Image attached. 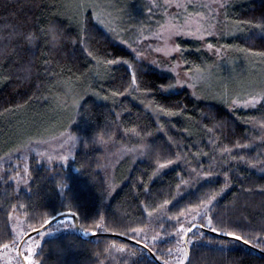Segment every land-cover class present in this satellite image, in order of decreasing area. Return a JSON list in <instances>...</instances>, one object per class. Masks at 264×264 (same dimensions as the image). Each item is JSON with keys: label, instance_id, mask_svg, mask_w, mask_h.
Here are the masks:
<instances>
[{"label": "trees", "instance_id": "trees-1", "mask_svg": "<svg viewBox=\"0 0 264 264\" xmlns=\"http://www.w3.org/2000/svg\"><path fill=\"white\" fill-rule=\"evenodd\" d=\"M207 1L226 20L203 39L173 35L179 51L166 61L162 25L188 15L176 0H0V250L13 245L12 214L32 232L74 213L85 236L128 241L84 240L69 218L73 230L45 240L37 264H185L182 229L228 173L209 214L242 238L195 229L190 264H264V75L250 78L264 67V0ZM50 23L66 37L56 49ZM199 72L231 80L213 98L189 84ZM52 129L62 135L47 146ZM213 158L216 174L197 179L191 170Z\"/></svg>", "mask_w": 264, "mask_h": 264}, {"label": "rangeland", "instance_id": "rangeland-1", "mask_svg": "<svg viewBox=\"0 0 264 264\" xmlns=\"http://www.w3.org/2000/svg\"><path fill=\"white\" fill-rule=\"evenodd\" d=\"M167 2L170 0H166ZM175 6L177 4L184 5L186 7V12L185 14L186 17L184 18L183 24L184 25L186 22H189L188 27L183 28L179 34H176L178 36L184 34L185 36L189 37H195L198 38L196 35L189 34L191 31H194L197 25H203L205 28H208L211 32H216L218 27H220V22L225 21V16L222 13L223 7H221V3L218 2H210L207 0H176ZM209 2V3H208ZM209 4L207 6V4ZM170 4V3H169ZM226 5V4H224ZM172 6V5H171ZM208 7L213 9V14L211 12L207 11ZM190 13V14H189ZM214 13L218 14L219 16L215 15ZM192 14V15H191ZM208 14V15H207ZM169 19L165 24L162 25L161 31H160V36L162 38V44L164 48L167 46L169 48H174V38L171 37V39L167 40V45H166V38H167V33L163 31V27L168 25V24H174L176 25L172 19H170L169 16H167ZM221 20V21H220ZM176 22V21H175ZM211 35H205L204 38L210 37ZM200 39V38H198ZM161 47V48H163ZM175 52H171L169 55H173ZM158 54L161 55L163 60H168V55H165V53L162 51H158ZM233 65H227L226 68L223 67L225 71L230 72V68H232ZM248 74V72H247ZM257 75H264V67L258 69V71L255 69L250 73V78L253 80L252 82H256V76ZM214 73L209 72L204 74V72H199V74L194 75L188 79L189 84L194 86L196 85L197 89H201L200 93L201 94H208L209 96L213 98H219L217 93L219 92L217 90V85L214 83L220 81V83H223V81H226V83H229L231 80L230 78H220L218 81L215 80L213 77ZM225 75L224 77H226ZM258 79V78H257ZM253 99L249 98L247 100V105L252 106L251 101ZM56 132H60L59 135L56 136ZM61 132L58 131V129H52L51 131H48L47 135H49V138L55 139L51 140L48 142L46 145L51 146L52 143L56 140H58L61 137ZM262 142L264 143V136L261 139ZM260 140V141H261ZM259 141V142H260ZM73 220V219H72ZM69 218H64L61 219L42 232L30 237L23 245L22 247V254L20 255L19 253V246L23 242V240L26 238V236L30 233L28 228L26 227L23 218L14 213L11 216L10 223L12 226V231H13V245L9 246L7 248L1 249L0 250V264H23L22 259L25 261L26 264H37L36 262V255L39 252L43 242L49 238L61 235L63 233H67L73 230V221Z\"/></svg>", "mask_w": 264, "mask_h": 264}, {"label": "snow or ice", "instance_id": "snow-or-ice-1", "mask_svg": "<svg viewBox=\"0 0 264 264\" xmlns=\"http://www.w3.org/2000/svg\"><path fill=\"white\" fill-rule=\"evenodd\" d=\"M177 7H184V5L177 4ZM221 7H223V5H221ZM189 23H190V21L186 22L184 25H174V24L170 23V24L164 26L163 31H165L167 33L166 45H167V40L171 39V37L173 35L179 34L183 28L188 27ZM256 26L257 27H264V22H262L261 24H258ZM189 34L196 35V36H198V38L203 39L205 35H212L213 33L208 28H205L203 25H197L195 30L191 31ZM28 39H29V41H33L35 39V36L30 34ZM44 39L46 40V42L48 41L47 32L44 33ZM207 47L209 49H211L213 47V45L208 44ZM157 51H163L165 53V55H169L171 52L179 51V48L178 47L169 48L166 46L165 48H158ZM88 55L92 56L93 53L91 51H89ZM261 55H264V53H261ZM117 62L118 61H116V60H108L106 63L110 65V64L117 63ZM125 63H127V61H125ZM173 71H175V69H173ZM136 84H137L136 77L133 74L132 85L136 86ZM168 87H172V85H169ZM135 90L139 91V88L137 87ZM261 99H264V94L261 95ZM256 103H257V101L254 98L251 101V104H252V106H255ZM161 111L167 115H175L176 114L170 110H166L163 108H161ZM132 131H135V129H133ZM136 134L139 136L138 132ZM70 139L75 140V137H70ZM102 140H103V138L101 137V141ZM134 148L135 147L126 148L125 152L126 153H133ZM223 151L226 152L228 150L224 149ZM41 155H43V153H41ZM49 159H51V157H49ZM61 159H64V157H61ZM176 159L177 160L180 159L179 155H177ZM232 159H236V157H232ZM241 159H243V158L241 157ZM173 163H174V161L172 159H168L166 161V163H160L158 160L157 161L158 171L160 169L166 168L167 166H169ZM216 164H217V161L215 160V158H213V160L209 164L208 168L206 170H204L203 172H199V171H197V169H192L191 171L196 174L197 179H199L201 176H203L204 178H210L211 176L216 174L214 172V166H216ZM224 176H225V183L223 184V186L221 188H219V190L213 191L211 194L207 195L206 198H204L201 201V204L194 211V214H192L193 215L192 226L186 230L182 229V231L185 234L192 232L193 228L199 229V228H203V227H208L210 229V231H212L213 233H218L220 235H226V236H233L236 239L242 238L240 236H236V234L234 232H232L230 230H226L227 225L225 224L224 220L219 219L215 214H212V215L209 214L210 212H212L211 206L213 205L214 201L217 199L218 196H220L229 187L228 173H224ZM188 182L189 181H182V183H188ZM177 187L179 188V185ZM165 203H167V201H165ZM197 217H199V219H200L199 224L196 223ZM201 235H202V233H201ZM154 239H155V237H154ZM247 242H249V241L245 240V243H247ZM181 251H183V250H181ZM183 255H184V257H187L188 253L185 251V252H183ZM180 264H182V261L180 262Z\"/></svg>", "mask_w": 264, "mask_h": 264}, {"label": "clouds", "instance_id": "clouds-1", "mask_svg": "<svg viewBox=\"0 0 264 264\" xmlns=\"http://www.w3.org/2000/svg\"><path fill=\"white\" fill-rule=\"evenodd\" d=\"M47 36H48V44L51 46V48L56 49L61 47L62 43L66 39L64 36L63 31L60 29V27L56 23H50L47 26ZM59 86L62 89V94L64 96H67L72 99L74 104H78L79 101L76 100V90L71 82L68 81H62L59 82ZM76 139V137H75ZM134 152L137 151L136 148L133 149ZM147 151V146H144L142 150H140L139 154L142 156Z\"/></svg>", "mask_w": 264, "mask_h": 264}, {"label": "water", "instance_id": "water-1", "mask_svg": "<svg viewBox=\"0 0 264 264\" xmlns=\"http://www.w3.org/2000/svg\"><path fill=\"white\" fill-rule=\"evenodd\" d=\"M64 218H73L75 220V227H76V231L79 235L80 238L84 239V240H90L92 238H96V237H114V238H120V239H123V240H127L128 239H125L119 235H111V234H96V235H92V236H85L81 230H80V223H79V218L77 217L76 214L74 213H64V214H61L59 215L58 217H56L55 219L51 220L49 223H47L45 226H43L42 228L38 229V230H34L32 232H30L26 238L23 240V242L20 244L19 246V253L21 255V252H22V247L24 245V243L32 236L42 232L43 230H45L46 228H48L49 226H51L52 224H54L55 222L61 220V219H64ZM195 229L197 228H193L192 231H194ZM191 232L187 233V235L185 236V240H184V243H185V246H186V249H187V260H186V263L185 264H190V261H191V252H190V248L188 247V237L190 235ZM222 237H226V236H222ZM230 238V237H229ZM23 260V259H22ZM23 264H26L25 261L23 260ZM162 264V263H161Z\"/></svg>", "mask_w": 264, "mask_h": 264}, {"label": "flooded vegetation", "instance_id": "flooded-vegetation-1", "mask_svg": "<svg viewBox=\"0 0 264 264\" xmlns=\"http://www.w3.org/2000/svg\"><path fill=\"white\" fill-rule=\"evenodd\" d=\"M22 254V253H21ZM23 261V260H22Z\"/></svg>", "mask_w": 264, "mask_h": 264}]
</instances>
